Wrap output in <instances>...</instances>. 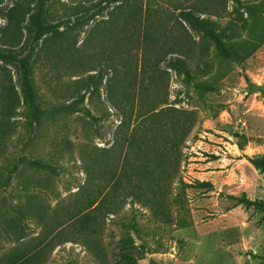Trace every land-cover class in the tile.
<instances>
[{
  "label": "rangeland",
  "instance_id": "374dc122",
  "mask_svg": "<svg viewBox=\"0 0 264 264\" xmlns=\"http://www.w3.org/2000/svg\"><path fill=\"white\" fill-rule=\"evenodd\" d=\"M36 3L0 0V48ZM195 3L218 39L177 18ZM44 19L63 23L34 51V103L0 62V264H264V0H48ZM142 137L153 179L129 180Z\"/></svg>",
  "mask_w": 264,
  "mask_h": 264
},
{
  "label": "trees",
  "instance_id": "16d2710c",
  "mask_svg": "<svg viewBox=\"0 0 264 264\" xmlns=\"http://www.w3.org/2000/svg\"><path fill=\"white\" fill-rule=\"evenodd\" d=\"M48 0H37V3L35 5V11L34 12H25L24 14L22 13H12L8 12L7 16L11 20L17 21V23H23V28L25 29L27 33V38L25 42L20 46L19 49H16L15 47H1L0 48V62L6 63V64H15L19 65L20 70H21V81H22V89L25 93V96L27 97L28 100H30L32 103L35 102V90L33 87V82L30 76V63L34 54V51L36 49L37 44L45 37V35L48 32L51 31H58V29L62 25V21L56 22V23H47L44 19V14H45V9L47 5ZM202 8H200L199 5L196 3L187 8H183L180 10L178 19L184 20L187 22L192 28L195 30H198L202 35L209 37V38H214L218 39V32H216L215 28L212 26L213 22L210 20L208 17H204L202 14H205V12L200 11ZM158 12V10H156ZM29 15V18H26V15ZM164 14V13H163ZM130 19L132 22L141 20L142 16H144V21H146L148 24L146 25L147 27L154 23L152 19L150 18L149 13H145L142 15V10L139 9V7L134 3L131 7L130 13H129ZM167 16H174V14H168ZM177 20V19H176ZM160 21V17L156 20ZM151 22V23H149ZM181 55L182 53L184 54V51L180 48ZM171 68H174L181 73H184L186 77L190 80L192 79V73H191V68L186 63L184 58L182 56L176 57V58H171L169 61V66ZM37 111V110H35ZM85 115L89 117L92 121H97L98 117L95 116L90 110H84ZM36 114L38 112H35ZM183 126L179 129V134L178 135V144L180 145V142L184 138L186 132L183 130ZM136 137L133 136V140H135ZM142 145L145 147V149L148 151L147 152V163L145 164V167H150V169H147L148 172L144 175H142L138 171L141 170V168H144L143 165L138 166V163L134 161L133 159L129 160L128 164L131 167V170L129 173H127L126 177L131 180L133 178H136L138 176H141L142 178L146 177L147 180L148 178L154 175V169L153 167L156 164V159L158 158L159 153L155 152V149L158 145V140L155 137H150V138H143L142 137ZM136 143H138V140L135 141L134 147H137ZM165 144H162V147L165 148ZM133 147V148H134ZM164 148H161V156L162 158L165 157V152ZM167 150V148H165ZM168 151V150H167ZM132 195L135 196L136 199L139 201H144L145 204L146 201L150 200V197L148 194H136L134 191L132 192ZM98 201V200H97ZM97 201L91 204L87 209H90L88 212H96L98 209V206L100 204H97ZM97 204V205H96ZM102 204V203H101ZM117 208V206H115ZM114 206L111 207L110 212L115 209ZM72 226V223H71ZM70 226V227H71Z\"/></svg>",
  "mask_w": 264,
  "mask_h": 264
}]
</instances>
